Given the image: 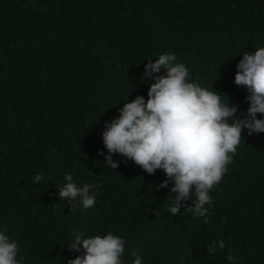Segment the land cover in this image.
I'll return each instance as SVG.
<instances>
[{
    "label": "trees",
    "instance_id": "16d2710c",
    "mask_svg": "<svg viewBox=\"0 0 264 264\" xmlns=\"http://www.w3.org/2000/svg\"><path fill=\"white\" fill-rule=\"evenodd\" d=\"M260 46L264 0H0V229L23 264H68L83 251L67 245L77 232L123 237L125 264L133 250L143 264H229V254L264 264V133L242 131L208 223L186 212L191 200L170 214L162 169L148 174L119 153L115 170L105 165L102 139L124 103L147 100L154 81L142 73L165 52L246 113L234 78ZM68 173L99 186L93 207L61 201ZM213 240L225 247L209 254Z\"/></svg>",
    "mask_w": 264,
    "mask_h": 264
},
{
    "label": "clouds",
    "instance_id": "9594fccd",
    "mask_svg": "<svg viewBox=\"0 0 264 264\" xmlns=\"http://www.w3.org/2000/svg\"><path fill=\"white\" fill-rule=\"evenodd\" d=\"M141 79L154 81L147 100L143 95L131 101L126 99L119 115L105 122L102 139L108 151L104 164L115 170L119 161L113 155L119 153L148 174L162 169L166 179L160 187L172 185V195L166 201L170 214L174 216L182 202L191 200L186 212L208 223L213 204L210 192L227 171L241 142L242 131L247 129L249 135L264 133V118L257 116L264 114V46L256 47L254 53L243 52L237 64L234 82L246 87L249 93L246 99L250 102L246 113L239 116L238 105L226 94L230 102H225L221 92L213 87L208 89L192 81L188 67L178 62L175 53H162L154 62L148 59ZM100 154L105 155L103 150ZM42 179L38 173L33 183ZM64 180L59 187L61 201L73 206L78 203L84 209L96 204L97 184L79 186L71 173ZM67 245L75 252L83 249L68 264H125L126 241L112 232L89 237L77 232ZM224 247L223 240H213L207 245L209 254ZM131 256L134 257L131 264H143L137 250ZM227 259L229 264H235L231 254ZM0 264H23L19 243L4 229H0Z\"/></svg>",
    "mask_w": 264,
    "mask_h": 264
}]
</instances>
